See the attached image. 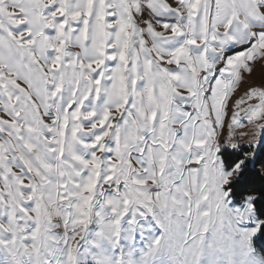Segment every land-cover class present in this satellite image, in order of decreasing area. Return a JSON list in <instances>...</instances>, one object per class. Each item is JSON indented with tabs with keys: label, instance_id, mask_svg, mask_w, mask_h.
<instances>
[{
	"label": "snow or ice",
	"instance_id": "1",
	"mask_svg": "<svg viewBox=\"0 0 264 264\" xmlns=\"http://www.w3.org/2000/svg\"><path fill=\"white\" fill-rule=\"evenodd\" d=\"M258 64L264 0H0V264H264Z\"/></svg>",
	"mask_w": 264,
	"mask_h": 264
},
{
	"label": "rangeland",
	"instance_id": "2",
	"mask_svg": "<svg viewBox=\"0 0 264 264\" xmlns=\"http://www.w3.org/2000/svg\"><path fill=\"white\" fill-rule=\"evenodd\" d=\"M262 73H264V67L258 64L256 65L253 74L249 77H246V80L248 81V83H254L258 85L260 83ZM246 86L247 85H245V87ZM241 143L244 144L245 147H247L246 141H241Z\"/></svg>",
	"mask_w": 264,
	"mask_h": 264
},
{
	"label": "trees",
	"instance_id": "3",
	"mask_svg": "<svg viewBox=\"0 0 264 264\" xmlns=\"http://www.w3.org/2000/svg\"><path fill=\"white\" fill-rule=\"evenodd\" d=\"M257 248H258V251H259V245L257 246Z\"/></svg>",
	"mask_w": 264,
	"mask_h": 264
}]
</instances>
